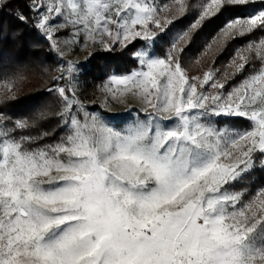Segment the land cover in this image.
<instances>
[{"label": "snow or ice", "instance_id": "obj_1", "mask_svg": "<svg viewBox=\"0 0 264 264\" xmlns=\"http://www.w3.org/2000/svg\"><path fill=\"white\" fill-rule=\"evenodd\" d=\"M4 13L55 65L39 66L50 99L25 113L7 108L24 70L0 73V264H264V184L248 179L264 168V0H0ZM96 56L135 66L106 70L86 102ZM113 103L125 111L92 110Z\"/></svg>", "mask_w": 264, "mask_h": 264}, {"label": "trees", "instance_id": "obj_2", "mask_svg": "<svg viewBox=\"0 0 264 264\" xmlns=\"http://www.w3.org/2000/svg\"><path fill=\"white\" fill-rule=\"evenodd\" d=\"M8 11H11V7ZM0 18L3 19L5 24L4 32L0 34V73H11L17 69H23V73L26 72L27 74L28 71L35 72V74L41 75V78L44 80L42 83L40 82L38 85L32 86L18 94V100L7 106L11 113H25L31 111L47 97L42 91L47 83V77L39 71V66L41 63H44L52 67L55 61L53 56L47 51L46 42L35 31L23 25L13 30L15 22L7 13H4ZM213 29L214 24H210L205 31L211 33ZM201 43L202 40L197 41L196 47L198 48ZM162 49L163 47H160L157 51L161 52ZM230 52L231 48L220 56L218 63L222 64L226 62ZM195 55L196 48H193L189 51L188 58L195 57ZM134 66V62L127 56H96L89 61L88 74L82 77V81H85L84 93L87 90L95 92L93 86L100 83L106 70L124 72ZM85 89L87 90L85 91ZM54 122L51 121V124L54 125ZM245 123L244 121L237 122L238 125ZM248 179L257 186L264 184V168H261L258 164Z\"/></svg>", "mask_w": 264, "mask_h": 264}, {"label": "rangeland", "instance_id": "obj_3", "mask_svg": "<svg viewBox=\"0 0 264 264\" xmlns=\"http://www.w3.org/2000/svg\"><path fill=\"white\" fill-rule=\"evenodd\" d=\"M162 2H167V0H162ZM183 23H187V21H184ZM180 26H182V25H177V27H180ZM205 33L207 34V33H209V31H205ZM160 43H161V47H163V48L167 47V39L166 38L164 40H161ZM236 43L239 44L240 42L237 41ZM159 53L160 52H158V54ZM85 55H86V53H81L80 54V59L83 60ZM53 58H54V56H53ZM191 58H194V57H191ZM228 58H229V56L227 57V60H228ZM54 61H55V58H54ZM54 65H55V63H53V66ZM218 66H219V63H218ZM88 67H89V63H88ZM23 74L25 75L26 79L19 85L18 94H20L21 92H24L25 90L31 88L32 86L38 85L40 82L42 83L44 81L41 78V75H39V74L37 75V74H35V72H29L28 71L27 74H26V72L23 73ZM86 90L87 89H85V91ZM94 93H95L94 91L93 92H89V90H87L86 93H84L82 99H84L86 102L87 101H91V100H98V93H96V94H94ZM49 99H50L49 97H46L41 103L46 102ZM130 106H138V105H136L135 102H130ZM110 108H111V112L105 111L104 109L97 108L95 106H93L92 110L99 111L101 113V115H103L105 117H110L112 115V113H122V112H124L125 109H126V106L122 105V104H119V103H113V104L110 105Z\"/></svg>", "mask_w": 264, "mask_h": 264}]
</instances>
